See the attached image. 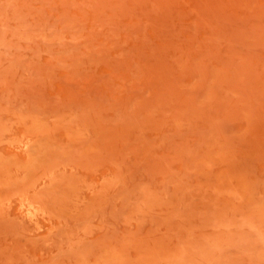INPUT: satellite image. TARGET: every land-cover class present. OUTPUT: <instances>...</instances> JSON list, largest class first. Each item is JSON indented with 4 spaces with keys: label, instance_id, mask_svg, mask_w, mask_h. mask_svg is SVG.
I'll use <instances>...</instances> for the list:
<instances>
[{
    "label": "rangeland",
    "instance_id": "rangeland-1",
    "mask_svg": "<svg viewBox=\"0 0 264 264\" xmlns=\"http://www.w3.org/2000/svg\"><path fill=\"white\" fill-rule=\"evenodd\" d=\"M0 264H264V0H0Z\"/></svg>",
    "mask_w": 264,
    "mask_h": 264
}]
</instances>
